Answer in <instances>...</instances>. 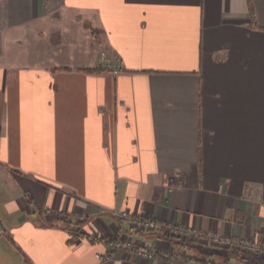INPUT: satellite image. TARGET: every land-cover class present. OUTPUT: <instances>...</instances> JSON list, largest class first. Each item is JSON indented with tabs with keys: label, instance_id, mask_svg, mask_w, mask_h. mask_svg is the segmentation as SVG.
I'll return each mask as SVG.
<instances>
[{
	"label": "crops",
	"instance_id": "1",
	"mask_svg": "<svg viewBox=\"0 0 264 264\" xmlns=\"http://www.w3.org/2000/svg\"><path fill=\"white\" fill-rule=\"evenodd\" d=\"M124 210L264 243V0H0V264H264Z\"/></svg>",
	"mask_w": 264,
	"mask_h": 264
},
{
	"label": "built area",
	"instance_id": "2",
	"mask_svg": "<svg viewBox=\"0 0 264 264\" xmlns=\"http://www.w3.org/2000/svg\"><path fill=\"white\" fill-rule=\"evenodd\" d=\"M102 60L103 63L109 65L106 53H103ZM118 71L119 66H114V72L118 73ZM118 216L133 229L159 230L171 237L193 240L200 244H210L245 255L264 253V243L258 238H238L227 236L220 232L196 230L175 223H165L146 214H133L125 210L119 213ZM73 235L76 240L81 237V234L78 232L73 231ZM91 237L94 240H100L102 238L99 234L92 235ZM111 242L114 247L124 249L137 257L152 259L158 256V252L155 249L145 247L141 243L135 241L129 234L112 235ZM173 257V255L167 256L168 259ZM188 259L189 258H183V264H237L234 262H214L207 259L196 260L193 258V261H189L191 259Z\"/></svg>",
	"mask_w": 264,
	"mask_h": 264
},
{
	"label": "trees",
	"instance_id": "3",
	"mask_svg": "<svg viewBox=\"0 0 264 264\" xmlns=\"http://www.w3.org/2000/svg\"><path fill=\"white\" fill-rule=\"evenodd\" d=\"M0 232L1 234L6 235V237H8L9 239H11L13 242V238L11 236V234L7 231V229L2 225L1 221H0ZM101 239H105L104 237H102Z\"/></svg>",
	"mask_w": 264,
	"mask_h": 264
},
{
	"label": "rangeland",
	"instance_id": "4",
	"mask_svg": "<svg viewBox=\"0 0 264 264\" xmlns=\"http://www.w3.org/2000/svg\"><path fill=\"white\" fill-rule=\"evenodd\" d=\"M72 232V231H71ZM243 255H245V254H243ZM248 256H251V255H249V254H247Z\"/></svg>",
	"mask_w": 264,
	"mask_h": 264
}]
</instances>
